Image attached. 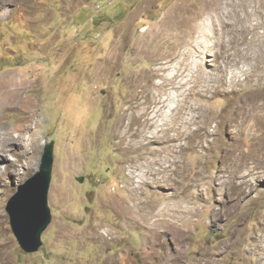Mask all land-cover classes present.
Masks as SVG:
<instances>
[{"label": "rangeland", "instance_id": "1", "mask_svg": "<svg viewBox=\"0 0 264 264\" xmlns=\"http://www.w3.org/2000/svg\"><path fill=\"white\" fill-rule=\"evenodd\" d=\"M0 88L39 148L0 156V264H264V0H0ZM50 141L27 253L5 206Z\"/></svg>", "mask_w": 264, "mask_h": 264}, {"label": "water", "instance_id": "2", "mask_svg": "<svg viewBox=\"0 0 264 264\" xmlns=\"http://www.w3.org/2000/svg\"><path fill=\"white\" fill-rule=\"evenodd\" d=\"M54 142L44 145L38 170L18 185L5 206L9 224L19 246L27 253L38 251L42 233L51 222L48 204Z\"/></svg>", "mask_w": 264, "mask_h": 264}, {"label": "bare ground", "instance_id": "3", "mask_svg": "<svg viewBox=\"0 0 264 264\" xmlns=\"http://www.w3.org/2000/svg\"><path fill=\"white\" fill-rule=\"evenodd\" d=\"M210 2H211V0H210ZM240 2H241V5H242L243 8L246 7L245 4L242 1H240ZM201 7H203V6L201 5ZM222 75H223V72H221L220 74L217 75V79H216L217 84H220L222 86H221V88H219V86L217 87V86H214L213 85L215 87V91H217V88H218V90H221V91L225 89V85H226V82L227 81L224 80V77ZM14 89H16V88H14ZM160 89L161 88L158 86V90H160ZM8 90H11V89L8 88ZM6 91H7L6 88H0V94H3ZM21 98H23V97H21ZM165 101H168V102L173 103L172 102L173 100H171L169 98H167L166 100L158 101L157 104L158 103H160V104L158 105L157 110H156L157 111V114L159 113V111L162 112L166 108H168V105H166L164 103ZM30 102L28 104H30ZM25 103H27V102H25ZM4 104H6V106H7V104L19 105V104H23V102H21L20 96L17 93L16 96L9 97L5 101ZM180 106H181V104L176 103L175 107L174 108L172 107L171 110L173 111V110L179 109V108H181ZM158 115L160 116V118L156 121V122H158L157 123V130H158L159 126H162L164 124H167L169 122V120H170V117L168 115H166V113H163L162 112V113H160ZM138 117H139V115H138ZM153 120H155V119H153ZM194 120H195V117L194 116L191 117V115L189 114L186 117V120H185V123H184L185 124L184 125L185 126L184 129H187L186 128V125L187 124H190ZM30 121L32 122V120H31V114H30V116H26L23 121H18L13 127H5V126L0 127V156L3 155V154H6L7 151L12 152V151L18 150L20 152H25V153L27 151H30V152H32V155L30 157L31 158L32 157L35 158V155H36V153L38 152V149H39L38 148V138L35 136V132H30V130H29ZM224 123H226V122L224 121ZM156 134H157V132H156ZM191 136H193V135L191 133H188V136L187 137L190 138ZM153 137L155 138V136H153ZM14 147H16V148H14ZM3 152H5V153H3ZM15 165L16 164H14V163L9 164V166L12 167V169H13L12 170V173L14 172V170H16ZM33 168H34V166H33ZM1 169H2V166L0 165V174L2 173V170Z\"/></svg>", "mask_w": 264, "mask_h": 264}]
</instances>
